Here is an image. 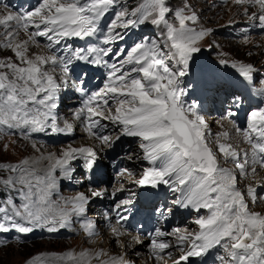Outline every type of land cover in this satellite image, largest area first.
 Returning a JSON list of instances; mask_svg holds the SVG:
<instances>
[{
    "label": "snow or ice",
    "instance_id": "6c2138e0",
    "mask_svg": "<svg viewBox=\"0 0 264 264\" xmlns=\"http://www.w3.org/2000/svg\"><path fill=\"white\" fill-rule=\"evenodd\" d=\"M235 3L264 32V0ZM14 8L0 0V51L9 53L0 54V140L15 135L33 154L0 161V245L7 243L3 234L75 227L102 238L101 220L89 212L111 197L100 217L118 251L41 252L26 264H136L133 253L145 244L150 264H264V209L253 208L264 204V107L241 127L235 117L243 98L232 94L221 130L213 132L199 97L190 99L196 54L213 32L199 24L191 0H141L135 7L126 0H36ZM149 25L150 35L132 39ZM231 67L264 97L253 64ZM94 73L101 80L92 87ZM69 97L75 105L61 115ZM78 126L90 143L48 150L34 139L70 135ZM122 137L134 138L140 154L109 159ZM124 160L138 162L140 172L120 167ZM109 166L121 181L111 191L102 180ZM74 182L85 190L63 195ZM141 191L158 225L151 232L127 226ZM181 212L196 214L195 229L159 226Z\"/></svg>",
    "mask_w": 264,
    "mask_h": 264
},
{
    "label": "rangeland",
    "instance_id": "374dc122",
    "mask_svg": "<svg viewBox=\"0 0 264 264\" xmlns=\"http://www.w3.org/2000/svg\"><path fill=\"white\" fill-rule=\"evenodd\" d=\"M234 1L235 0H191L195 9L201 14L199 24L203 27L213 29V32L201 42L202 50L196 54V64L194 66L196 74L188 78L190 81L189 86L193 89L190 99L199 97L205 109V118L209 122L213 132L221 130L215 125H217V121L221 120L225 109L231 107L228 103V99L231 100L232 94L237 96L241 94L243 98L241 111L235 117L236 122L241 127L245 126L247 115L251 112L250 109L253 105L251 103L253 97L249 92L252 88L237 74V71L231 67V64L233 62L253 64L257 70L254 74L256 80L255 87L257 88L260 86L259 80L264 79V32L260 31L259 27L254 26L252 22H249L246 16L240 15L241 9ZM35 2L36 0H11V4L15 6V8H29V6ZM126 2L129 7H135L141 0H126ZM171 2L172 4H178L179 0H171ZM254 10L255 9H253V11ZM243 29H249V31L246 33L242 31ZM152 30L153 26L151 25L144 27L140 32L134 34L132 39L138 38L141 33L150 35ZM129 43H131V41H129ZM0 54L8 55L9 53L0 51ZM222 60L227 61V64H221L220 61ZM208 73H210L211 81H219L216 83V86H219V90H217L218 86L213 87L215 89L212 90L211 96L204 102L207 96L206 89H213L202 83V76H204L208 83ZM91 80L95 83V86H97L100 84L101 77L99 74L94 73L92 74ZM237 91H239L240 94L236 93ZM227 92L228 96H225ZM257 98H259V96H255V100H257ZM75 100V97H69L64 100L60 108L61 115L65 113V110L68 111V107L75 105ZM254 108L257 109L255 105ZM77 129H80V131L86 135L82 127L78 126ZM77 131L78 130H75L70 135H61L59 137H45L39 135L34 137V139L45 142L48 150H55L69 143L74 146H79L78 143L82 134ZM12 141H16V143L13 144ZM123 143L122 156L127 152H131L133 155L140 154L137 141L134 138L122 137L115 148L117 149ZM5 144H8L7 150H4ZM32 154L33 150L31 149L30 143L15 135L5 136L0 140V161L16 162ZM115 157H117V155H115ZM127 162V167L134 168L137 172H140L141 169L138 162ZM114 175L115 173L112 174L111 166H109L106 169V174L102 176V180L107 183L110 191L121 186V181ZM109 177H112L110 183L108 182ZM116 178L118 180H115ZM65 184L67 185V182H65ZM84 187H86V185ZM84 187L74 182L70 187H63L62 194L65 196L72 195ZM125 187L132 191L137 190L134 185L126 184ZM126 195L127 193L125 192L123 198ZM142 195H144V193H142ZM105 199L107 200L108 198ZM105 199L103 202H105ZM99 202L100 201H97L92 204L89 212L90 216L97 217V219L101 218V211L108 207L107 205L101 206ZM258 205L260 206V204ZM258 205H253V208L257 209ZM195 215V213L188 214L181 212L178 218L186 216H189V218L178 222L177 226L195 229L196 226L192 223L193 216ZM114 222L115 221H113V223ZM161 227L165 231H170L171 229L170 226L166 228V225H162ZM100 228L102 229V239L99 241V245L103 246L108 244L111 245V247H115L108 234L109 229L107 225L104 223ZM81 233L79 228L75 227L74 230H61L59 233L53 234L39 231L27 235L17 234L15 232L3 234L7 243L0 245V264H26L28 259L41 252L62 253L68 250L79 251L91 247L93 242H98L97 240H92L87 237H81ZM17 236H19V239L15 238ZM145 246L146 255L148 256L147 244H145ZM133 256L136 257V261L141 258L140 255H138L139 257L136 256V252L135 254L133 253ZM209 264H212V261H210Z\"/></svg>",
    "mask_w": 264,
    "mask_h": 264
},
{
    "label": "bare ground",
    "instance_id": "6f19581e",
    "mask_svg": "<svg viewBox=\"0 0 264 264\" xmlns=\"http://www.w3.org/2000/svg\"><path fill=\"white\" fill-rule=\"evenodd\" d=\"M35 1V0H34ZM32 2V1H31ZM30 2V3H31ZM235 2V1H234ZM18 3V2H17ZM29 5V4H28ZM30 7V6H29ZM204 69V68H203ZM255 104H253V106H252V108L250 109L251 111L252 110H254V109H256V108H254V105H255V107H257V108H259V107H264V97H261V96H259V98H257V100H255V102H254ZM64 112H67V110H65ZM221 121V120H220ZM220 121H217L216 123H217V125H215V126H217L218 128H220V124L218 123V122H220ZM75 130H78L77 132H79L80 134H82V137L79 139V145H81V144H86V143H90V141L88 140V138H87V135H85V134H83L81 131H80V129H75ZM64 136V135H63ZM53 150V149H52ZM262 175H264V172H262L261 173ZM115 180H118L117 178L115 179ZM85 190V187L84 188H81V190L80 191H84ZM113 190V189H112ZM142 193H144L143 191H141V193H140V195H139V199L142 197V196H145V195H142ZM257 207V206H256ZM255 209V208H254ZM262 209H264V204H260V206L258 205V208L257 209H255V210H257V211H259V210H262ZM98 219H100L101 220V225L103 226L104 225V222H103V220H102V218H98ZM101 225H100V227H101ZM46 232V231H43V230H37L36 232ZM49 234V233H48ZM108 234L109 235H111L110 234V231L108 232ZM81 237H83V238H86L85 236H84V234L83 233H81V235H80ZM101 239L102 238H99V239H96L98 242H96V243H94L93 242V245L91 246V247H89V248H92V247H100V245H99V241H101ZM92 242V241H91ZM102 247H104V248H106V249H110L111 251H113V252H115V251H118V248L116 247H111V245H108V244H105V245H103ZM135 254V253H134ZM136 254H138V255H140L141 256V258L140 259H138V261H136V264H150V262H148V256L146 255V246L144 245L143 247H141V246H137L136 247ZM139 257V256H138ZM209 261H210V259H209Z\"/></svg>",
    "mask_w": 264,
    "mask_h": 264
}]
</instances>
